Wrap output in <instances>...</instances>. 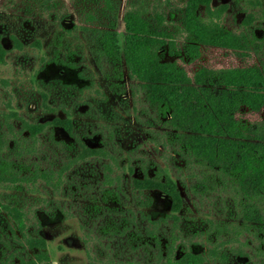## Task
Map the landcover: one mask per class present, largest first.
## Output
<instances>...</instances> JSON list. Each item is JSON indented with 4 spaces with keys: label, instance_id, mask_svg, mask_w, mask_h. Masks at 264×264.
Instances as JSON below:
<instances>
[{
    "label": "rangeland",
    "instance_id": "374dc122",
    "mask_svg": "<svg viewBox=\"0 0 264 264\" xmlns=\"http://www.w3.org/2000/svg\"><path fill=\"white\" fill-rule=\"evenodd\" d=\"M187 4L188 0H0V33L6 48L5 62L0 64V117L3 111H13L31 122L71 119L76 137L47 123L36 142L31 141L40 166L55 172L73 151L67 144H78L77 138L106 151V155L92 156L65 170L59 188L39 180L21 190L0 189L28 201L27 209L41 207L38 214L50 264H151L156 257L152 247H132L126 235L100 231V226L116 215L93 218L84 212L94 200L105 203L101 184L107 165L113 167L112 175H120L125 207L136 210L138 217L140 209L154 217L169 212L172 202L147 191L144 196H152L154 203L142 206L133 177H143L146 172L164 179L169 175L184 199L178 213L186 246L207 251L218 240L230 241L253 254L257 264H264L260 252L264 251V232L254 227L257 218H244L250 200L231 181L195 162L180 143L170 139L175 131L148 99L141 81L131 76L124 55V14L134 7L164 24L166 61L182 54L180 62L191 72L202 64L213 70L249 64L264 67V0H212L213 8L224 6L223 25L245 42L241 47L202 44L200 64L185 54L189 40L183 14ZM112 23H116L122 51L117 62L104 56L95 40V31ZM12 121L15 129L6 128L9 140L21 127L18 119ZM58 204L68 214L59 212ZM55 210L58 212L53 215ZM11 229H16L14 221L0 213V252L9 256L21 250L24 255L30 248L23 247ZM229 250L226 260L219 256L209 264H252L249 258Z\"/></svg>",
    "mask_w": 264,
    "mask_h": 264
},
{
    "label": "trees",
    "instance_id": "16d2710c",
    "mask_svg": "<svg viewBox=\"0 0 264 264\" xmlns=\"http://www.w3.org/2000/svg\"><path fill=\"white\" fill-rule=\"evenodd\" d=\"M202 7L203 13L200 12ZM223 12L224 6L213 8L212 0H188L183 26L189 40L185 54L192 61L202 63V44L244 46L245 41L223 25ZM124 22L127 32L124 55L130 74L141 81L148 99L158 107L162 117L175 131L170 139L180 143L182 150L195 162L219 172L226 181H231L236 190L250 200L249 206L244 207V218H257L259 223L254 227L264 232V67L249 64L213 70L202 64L191 72L180 62L184 58L182 54L174 61L164 59L167 50L166 28L161 20L159 22L158 19L159 23L154 22L142 10L130 7L124 14ZM95 40L104 56L113 62L121 60L116 23L97 29ZM5 56L6 48L0 33V64L5 62ZM14 118L21 124L19 136L15 135L9 140L6 128L10 131L15 129ZM47 123L76 137V127L71 119L57 117ZM47 123L31 122L13 111L2 112L0 189L21 190L22 186L35 185L39 180L59 188L65 170L92 156L106 155L104 148L77 138L78 144H67L73 151L66 154L61 169L55 172L52 168L41 167L34 158L37 153L33 143L38 134L46 129ZM23 139L24 147L21 143ZM11 142H14L13 146ZM6 146L10 149H5ZM112 172L113 167L107 165L101 184L102 202L105 203L94 200L89 209V205H86L83 210L91 213L93 218L105 213L110 217L116 215L115 218L107 219L100 226V231L126 235V241L132 247L154 248L156 257L150 261L151 264H209L210 259L219 256L226 260L229 256L227 249L236 256L249 258V263H258L253 254L239 245L232 246L230 241L218 240L207 251L192 245L186 246L179 231L181 215L178 213L184 199L171 176L166 175L164 179L146 172L143 177H133V188L141 194L138 198L142 206L154 203L152 196H144L147 191H155L172 202L169 212L154 217L146 209H140L138 217L136 210L125 207L126 191L121 184V177L112 175ZM43 200L47 205L50 204L47 199ZM27 203L23 198L0 190V213H5L14 221L16 229L11 231L23 247L27 245L30 248L24 255L21 250L9 256H6L5 251L0 252V264L51 263L47 239L41 232L43 222L38 214L41 207L27 209ZM58 207L61 209L59 212L68 214L61 204ZM32 211H35L33 215ZM56 212L58 210L53 215ZM254 213L258 216H254ZM33 219L35 224L30 225ZM257 254L260 255L259 252Z\"/></svg>",
    "mask_w": 264,
    "mask_h": 264
}]
</instances>
